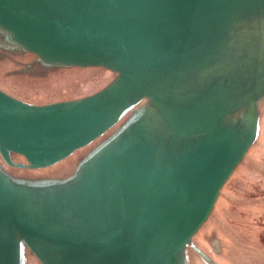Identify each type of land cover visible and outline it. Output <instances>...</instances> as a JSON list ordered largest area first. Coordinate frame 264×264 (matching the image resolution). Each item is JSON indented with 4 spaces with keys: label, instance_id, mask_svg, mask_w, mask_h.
Listing matches in <instances>:
<instances>
[{
    "label": "rangeland",
    "instance_id": "rangeland-1",
    "mask_svg": "<svg viewBox=\"0 0 264 264\" xmlns=\"http://www.w3.org/2000/svg\"><path fill=\"white\" fill-rule=\"evenodd\" d=\"M14 219L77 264H264V0H0V249H74Z\"/></svg>",
    "mask_w": 264,
    "mask_h": 264
},
{
    "label": "water",
    "instance_id": "water-1",
    "mask_svg": "<svg viewBox=\"0 0 264 264\" xmlns=\"http://www.w3.org/2000/svg\"><path fill=\"white\" fill-rule=\"evenodd\" d=\"M228 158V148L224 143L205 144L197 147L191 152L183 163L181 170L186 184L194 193L203 194L208 189L211 190L219 175L224 170ZM206 208V206H205ZM14 217V215H13ZM14 224L25 232L45 238L47 240L70 243L74 249L61 261L64 264L71 255H76L85 250V247L71 240L55 239L41 232L31 230L14 219ZM12 253L10 249H0V264H12ZM78 262V261H77ZM77 264V263H76Z\"/></svg>",
    "mask_w": 264,
    "mask_h": 264
},
{
    "label": "bare ground",
    "instance_id": "bare-ground-1",
    "mask_svg": "<svg viewBox=\"0 0 264 264\" xmlns=\"http://www.w3.org/2000/svg\"><path fill=\"white\" fill-rule=\"evenodd\" d=\"M79 255H80V252L76 253V255H71V257H69L64 264H76L78 261Z\"/></svg>",
    "mask_w": 264,
    "mask_h": 264
}]
</instances>
